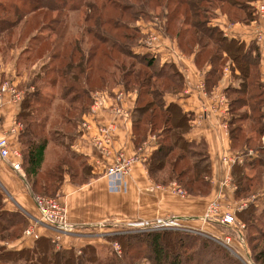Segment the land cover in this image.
Listing matches in <instances>:
<instances>
[{"label": "trees", "instance_id": "1", "mask_svg": "<svg viewBox=\"0 0 264 264\" xmlns=\"http://www.w3.org/2000/svg\"><path fill=\"white\" fill-rule=\"evenodd\" d=\"M252 1H0V52L13 48L9 40L18 35L14 45H27L21 54L25 65L30 67L49 56V62L33 80L19 86L24 98L17 115L21 126L18 143L25 173L22 179L31 196L58 197L66 174L75 185L90 182L92 168L72 146L80 136V124L90 113L92 94L117 85L138 90L133 116L137 149L149 136L157 138L155 150L144 163L151 179L165 187L176 182L195 197L211 193L208 149L204 143L185 139L192 117L177 104L165 102L167 94L176 95L182 90L183 78L173 66H161L152 55L133 51L147 37L138 25L141 20H153L149 27L175 39L183 52L196 53L199 67L205 63L211 66L206 74L209 90L220 82L224 69L230 68L232 78L239 82L226 89L231 149L239 154L248 150L257 153L233 166L235 194L237 199H243L259 193L264 187V145L254 149L252 146L264 141L261 51L256 43L247 47L212 25L218 10L233 23L256 21L257 10L250 4ZM156 17L165 20V24L155 22ZM25 37L28 38L24 40ZM59 85V96L46 92L48 87L56 89ZM54 115L59 117L53 121ZM246 122L251 123L253 135L243 141ZM51 147L57 157L50 165L47 153ZM237 215L248 227L245 242L251 248V261L264 264V205H250ZM29 225L26 214L5 209L0 185V264H243L214 240L184 230L128 228L124 235H108L107 246L87 244L80 249L66 248L51 237L41 236L31 248L9 249L6 243L24 236ZM217 227L234 232L219 223ZM249 230L255 234H249ZM114 242L119 243L121 253L112 247ZM101 248L109 250L106 262L100 259Z\"/></svg>", "mask_w": 264, "mask_h": 264}, {"label": "crops", "instance_id": "2", "mask_svg": "<svg viewBox=\"0 0 264 264\" xmlns=\"http://www.w3.org/2000/svg\"><path fill=\"white\" fill-rule=\"evenodd\" d=\"M250 4L257 10V20L250 24L233 23L227 14L221 10L216 11L212 25L219 28L229 39H236L249 47L256 43L261 51L260 71L264 82V42L259 38V33L264 35V16L258 9L264 5V0H253ZM162 24H165L160 19ZM150 21L141 20L142 33L152 30ZM161 39L152 47L144 45L133 48L134 53L150 54L158 59L161 66L171 65L183 78L182 90L176 94H167L165 102L177 104L181 110L190 115L191 129L185 134V139L190 142L204 143L208 149L212 168V190L208 196L195 197L187 194L180 197L169 190L151 191L155 182L149 176L145 167V161H137L133 165L129 177H108L103 173V167L111 165L115 155L123 151L127 157H133L138 153L135 145L133 116L138 102V90L126 89L123 85H117L112 89L99 90L106 96L104 109L95 116L89 118L92 123L91 130H82L79 126L80 136L74 141L72 150L87 158L91 166L93 178L89 183L78 186L73 184L68 174L65 176L60 194L57 197L65 203L68 209V223L71 232L60 235L39 222V215L35 205V199L31 196L22 177L12 170L10 165L0 158V185L5 196V209L11 212L21 211L29 218L33 229L31 237L22 236L20 239L8 243L9 249L20 250L34 246L38 237H51L58 244L80 249L87 244L97 242L98 234L114 231L120 221L127 219H168L180 220L191 231L206 235L217 234L213 227V220H206L204 214L214 201L220 204L221 215L230 213L235 215L238 221L242 220L237 213L248 206L262 207L264 205V189L250 197L237 199L236 185L233 182V166L236 163L243 164L246 156L231 149L229 133V98L226 89L231 85H237L232 78L230 68L224 69L220 82L211 90L207 88L206 74L211 69L208 63L199 67L195 60L196 53L183 52L177 41L160 32ZM26 47L24 46V49ZM13 49V48H12ZM23 48L13 49L11 58L4 60L0 55V85L10 82L15 86L17 93L22 94L21 100H15L12 94H7L0 102V135L6 134L13 145L18 142L21 126H16L17 115L24 98V90L20 85L29 84L40 68L49 62V56L40 62L28 67L21 62ZM119 107L123 113L117 115L113 107ZM89 114V113H88ZM96 125L113 126L114 152L110 158H103L93 148L91 136L95 133ZM15 129L16 133L10 131ZM156 137L149 136L140 147V158H149L156 148ZM230 155L231 163H225L223 158ZM257 155L251 152L250 159ZM47 153V162H48ZM102 161V167L95 169L94 162ZM113 221L114 223H107ZM244 223V222H242ZM244 225H246L244 223ZM107 228V229H104ZM211 230L213 231L211 233ZM98 232V233H97ZM209 233V234H208ZM59 237V238H58ZM20 247H16L19 246ZM243 246V244H240Z\"/></svg>", "mask_w": 264, "mask_h": 264}, {"label": "built area", "instance_id": "3", "mask_svg": "<svg viewBox=\"0 0 264 264\" xmlns=\"http://www.w3.org/2000/svg\"><path fill=\"white\" fill-rule=\"evenodd\" d=\"M261 16H264V5H260L258 9ZM154 21L160 24L159 18H154ZM157 24V25H159ZM156 25V24H153ZM147 30V37L142 41L145 45L152 47L158 40L161 39L160 31L158 30ZM259 38L263 39L264 42V35L259 33ZM7 94H12L15 100H21L22 94L17 93L15 86L10 82H5L0 85V102L4 99V96ZM93 103L90 109L89 115L86 116L83 124L81 125L82 130H91L92 123L90 122L89 118L91 116H95L97 113L101 112L105 105H106V96L102 92H95L92 94ZM113 112L117 115L123 113V111L115 106L113 107ZM17 124L16 126H19ZM0 127H1V120H0ZM11 133H16L15 129L10 131ZM91 143L93 148L101 155L103 158H110L114 152V130L113 126H106V125H96L95 133L91 136ZM142 148L138 149V153L133 157H127L123 151H120L114 157V161L111 165L103 167V173L105 176L108 177H116V178H124L129 177L133 165L137 161H146V157L140 158V152ZM0 158L8 163L13 171H15L20 176H24V170L22 167V153L21 150L16 146L13 145L9 139V136L6 134L0 135ZM225 163H231L232 158L230 155H225L223 158ZM94 168L98 169L102 167V161L97 160L94 162ZM156 188L159 189H172L177 195L180 197H185L187 192L181 189L177 183L173 182L168 187H163L160 185H156ZM35 205L39 215V222L44 224L45 226L49 227L50 229L58 232L60 235L68 234L71 232V228L68 223V209L60 199L57 197H48L38 195L35 198ZM220 212V205L218 201H214L211 203L209 208L206 211L205 219L206 220H216L219 224L229 227L235 228L238 231V235H242L241 231H244L246 226L241 221H238L235 215L227 213L221 215ZM182 222L176 218H168V219H157L154 223H149L147 220H130L126 223V226L129 229L137 228V229H144V230H179L182 229ZM184 226V225H183ZM184 229V228H183ZM186 231L192 232L194 234L201 235L205 238L211 239L214 241L218 240L210 235H206L203 233H196L191 231V229H187ZM115 231H111L109 234H115ZM33 235L32 227H28L25 231V236L31 237ZM108 235V234H107ZM59 238V237H58ZM232 237H226V242L231 243ZM217 242V241H216ZM8 245V243H6Z\"/></svg>", "mask_w": 264, "mask_h": 264}, {"label": "rangeland", "instance_id": "4", "mask_svg": "<svg viewBox=\"0 0 264 264\" xmlns=\"http://www.w3.org/2000/svg\"><path fill=\"white\" fill-rule=\"evenodd\" d=\"M1 2L3 1V0H0ZM5 3H7V2H5ZM0 16L2 17V15L0 14ZM82 12H81V14H79V17H80V19H82ZM78 22V24L79 23H81V20H78L77 21ZM134 25L135 24H131V26L132 27H134ZM28 37H25V39L24 40H26ZM17 39H18V35L15 37H13V38H11L10 40H9V42H11L12 44H13V49H22L23 48V50H24V46L26 47L27 45L25 44V45H23V46H15L14 45V43H16L17 42ZM140 40H142L141 38H140ZM140 40H139V42H140ZM11 47H9V49L7 50V51H5V53L3 54V57H4V60H7V59H10L12 56H11V54H10V52L13 50ZM2 54V52H0V55ZM131 60H128V63L130 62ZM21 62H23V59H22V61ZM111 66V70H113V65L111 64L110 65ZM114 71V70H113ZM59 82H61L60 80H59ZM239 82H236V84L237 85H239L238 84ZM41 85H42V87H43V83L41 82ZM44 91V90H43ZM46 92L47 93H53V94H55V96L57 97V96H59L60 95V85H59V87H56V89L55 88H53V89H50L49 87H48V89L46 90ZM45 91L43 92V94H45L46 93ZM59 116H56L55 117V115H54V118H53V121H54V119H56V118H58ZM250 125H251V123L250 122H246L243 126H244V128H245V132H244V134H243V141H245V139H246V137H248L249 135H253V133L251 132L252 130H250ZM159 129H162V126H160L159 127ZM159 131V130H158ZM159 133H160V131H159ZM256 145H264V141L263 140H260V142L259 143H257V144H255V145H253L252 146V148L254 149V147L256 146ZM16 146L21 150V147H20V144L17 142L16 143ZM251 152H252V150H248V151H245V156H246V158H249V157H251ZM56 157H57V154H56V150L54 149V147H51L50 148V150H49V154H48V158H49V160H48V164H53V162L56 160ZM22 161H23V158H22ZM19 175V174H18ZM173 183V182H172ZM176 183V182H175ZM156 184V183H155ZM171 184V183H170ZM169 184V185H170ZM157 185V184H156ZM156 185H154V187L151 189V191H161V190H169V191H171V192H174L172 189H159V188H156ZM168 185V186H169ZM178 185V184H177ZM168 186H166V187H168ZM163 187H165V186H163ZM263 189H264V187H263ZM262 189V190H263ZM175 193V192H174ZM177 194V193H176ZM42 195V194H41ZM43 196V195H42ZM182 198H185V197H182ZM220 205V204H219ZM209 207V206H208ZM207 210V209H206ZM219 214H220V212H219ZM205 215H206V212H205V214H204V218H205ZM130 220H132V219H127V221H120L118 224H116V223H114L113 221H111V222H107V223H114V224H116V225H114V227H116L115 228V234L114 235H124V234H126L127 232H129V230H128V227L126 226V223L127 222H129ZM136 220H142V219H136ZM156 220L157 219H151V220H147L149 223H154V222H156ZM217 221L214 219L213 220V227L215 228V230H216V232H217V234H214V235H211L212 237H214L215 239H218V240H216V241H214V242H216L217 244H219L220 245V247H222L223 246V248L225 247V249L227 248L228 250H229V252L230 253H232L234 256H236L237 258H239L242 262H243V264H254V262H252L251 260V248H250V246H247V241L245 242V239H246V237H247V234H245V231H246V228H247V231H246V233L248 232V227H246L245 229H244V231H241V233H242V235H238V231H237V229H235V228H232L231 227V229H233L234 230V232L233 233H231V231H227V230H224V229H222V228H220V227H217ZM183 224V223H182ZM246 226V225H245ZM184 228V229H183ZM186 226L184 225H182V229H179V230H184V231H186ZM191 227L189 226V228H187V229H190ZM104 229H107V228H104ZM213 231L211 230V233H212ZM98 233V232H97ZM110 232H108L107 234L108 235H111V234H109ZM255 234V231L254 230H249V234ZM209 234V233H208ZM99 235V237H97V242H95V243H93V244H100V245H103V246H107V245H109V244H107V241H106V237L108 236V235H105L104 234V232H101L100 234H98ZM113 235V234H112ZM210 235V234H209ZM228 236H230V237H232L233 239H232V241H231V243H227L226 242V237H228ZM244 238V240H242ZM214 240V239H213ZM242 242H241V241ZM10 242H13V241H10ZM240 244H243V246L242 245H240ZM112 245V247L116 250V251H118L119 253H121V247H120V245H119V243H117V242H114L113 244H111ZM218 245V246H219ZM16 247H20V245L19 246H16ZM9 248V247H8ZM10 249H12V247L10 248ZM14 249V248H13ZM108 253H109V250L107 251L105 248H101L100 249V259H101V261H104V262H106V260H107V257H108ZM250 253V254H249ZM137 264H140V262H138Z\"/></svg>", "mask_w": 264, "mask_h": 264}]
</instances>
